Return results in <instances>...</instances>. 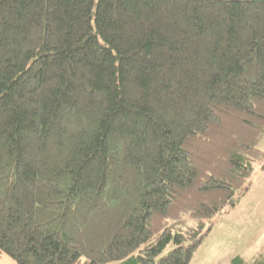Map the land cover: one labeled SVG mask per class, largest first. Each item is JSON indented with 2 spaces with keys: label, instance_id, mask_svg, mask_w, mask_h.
I'll use <instances>...</instances> for the list:
<instances>
[{
  "label": "trees",
  "instance_id": "16d2710c",
  "mask_svg": "<svg viewBox=\"0 0 264 264\" xmlns=\"http://www.w3.org/2000/svg\"><path fill=\"white\" fill-rule=\"evenodd\" d=\"M263 137L264 0H0L16 264H189Z\"/></svg>",
  "mask_w": 264,
  "mask_h": 264
},
{
  "label": "rangeland",
  "instance_id": "374dc122",
  "mask_svg": "<svg viewBox=\"0 0 264 264\" xmlns=\"http://www.w3.org/2000/svg\"><path fill=\"white\" fill-rule=\"evenodd\" d=\"M257 147L264 153V137ZM252 166L247 190L234 205L213 217L211 229L203 235L189 264H229L236 255L248 263L264 258V159L255 160ZM188 223L194 225L195 221ZM0 264L16 263L0 253Z\"/></svg>",
  "mask_w": 264,
  "mask_h": 264
},
{
  "label": "water",
  "instance_id": "95a60500",
  "mask_svg": "<svg viewBox=\"0 0 264 264\" xmlns=\"http://www.w3.org/2000/svg\"><path fill=\"white\" fill-rule=\"evenodd\" d=\"M200 241V239L196 240V242Z\"/></svg>",
  "mask_w": 264,
  "mask_h": 264
}]
</instances>
